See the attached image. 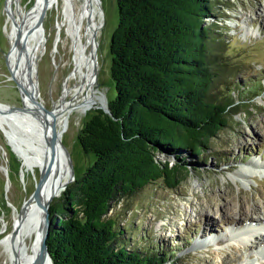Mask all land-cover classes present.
<instances>
[{
  "label": "rangeland",
  "instance_id": "obj_1",
  "mask_svg": "<svg viewBox=\"0 0 264 264\" xmlns=\"http://www.w3.org/2000/svg\"><path fill=\"white\" fill-rule=\"evenodd\" d=\"M35 1L20 0V4L29 10ZM5 2L0 0V104L10 113L23 116L22 99L10 79L6 60L10 44ZM100 5L104 25L97 53L101 70L95 81L108 102L115 97L109 44L117 26V7L115 0H100ZM215 5V12L205 19V24L213 25L212 35L220 39L219 61L227 65L226 73L217 80L211 93L218 98L230 97L238 105L239 113L233 115L229 109L228 125L210 141L208 151L197 156L188 150L156 155L162 163L180 167L182 181L176 189H168L164 182L158 181L129 198L112 201L107 213L118 226L115 245L151 254L166 252V264H264V258L256 257L260 252L251 249L249 240L229 239L232 220L225 215L235 218L239 213V222L244 224L246 216H256L247 213L256 204L261 205L257 209L264 214V201L260 199L264 196V173H251L244 180L236 175L240 170L246 175L249 172L244 170L245 166L264 159V0H216ZM60 18L53 8L41 21L46 43L41 46L44 53L37 54L36 74L39 96L48 109L60 99L68 74L61 64V57L67 59L64 42L58 44L57 53L53 54ZM97 110L70 116L61 134L60 142L68 153L75 179L94 161L92 154L82 151L77 136ZM39 171L38 167H23L0 129V239L12 230L15 213L21 212L26 199L40 185ZM73 184L74 181L69 182L50 201L53 213L49 218L54 225L68 214L66 208L70 205L65 194L71 192ZM240 197L247 198L242 208L238 205ZM213 199L216 204L206 208ZM6 258L0 247V264H5Z\"/></svg>",
  "mask_w": 264,
  "mask_h": 264
},
{
  "label": "trees",
  "instance_id": "obj_2",
  "mask_svg": "<svg viewBox=\"0 0 264 264\" xmlns=\"http://www.w3.org/2000/svg\"><path fill=\"white\" fill-rule=\"evenodd\" d=\"M115 1L109 45L115 97L108 113L98 109L78 133L82 151L94 161L65 194L66 218L50 225L53 264H166V252L114 244L119 234L116 220L107 217L110 203L158 181L176 189L180 167L156 155L208 151L228 125L229 109L239 113L230 97L211 93L227 65L219 61L213 25L205 24L216 0Z\"/></svg>",
  "mask_w": 264,
  "mask_h": 264
},
{
  "label": "bare ground",
  "instance_id": "obj_3",
  "mask_svg": "<svg viewBox=\"0 0 264 264\" xmlns=\"http://www.w3.org/2000/svg\"><path fill=\"white\" fill-rule=\"evenodd\" d=\"M20 3V0L5 2L6 35L10 44L6 60L10 79L15 78L24 91V115H14L9 109L0 106V129L14 153L21 159L23 167H38L42 170L47 166V179L43 194L38 186L33 195L26 199L21 212L15 213L13 228L0 239V247L7 257L5 264H50L47 259L37 261L40 240L44 234L41 203L49 205L51 199L59 196L69 183L71 167L68 153L61 147V134L70 116L106 107L105 99L95 81L101 70L97 53L102 12L98 0H36L29 10H24ZM53 8L57 9L61 16L56 24L53 54L57 53L58 44L64 42L67 59L61 57V64L68 69V74L60 99L53 102L52 108L48 109L39 96L36 63L37 54L44 53L41 46L46 43L41 21L47 11ZM20 46L25 50L22 57L17 55ZM34 96L38 103L33 102ZM51 143L54 150L49 161ZM244 168L249 173L245 175V172L240 170L236 174L243 180L251 173H262L254 170L259 167L253 161ZM260 199L264 201V196L261 195ZM208 204L210 206L205 207L211 208L216 201L210 200ZM246 204V197L238 199L241 208ZM260 206L256 204L254 210L248 211V214L253 213L256 216H246L245 221L264 223V214L257 209ZM228 211L226 209V212ZM225 215L226 219L232 220L235 225L240 224L239 213L235 214V218L227 216L228 213ZM256 240L257 247L264 244V234H258Z\"/></svg>",
  "mask_w": 264,
  "mask_h": 264
},
{
  "label": "water",
  "instance_id": "obj_4",
  "mask_svg": "<svg viewBox=\"0 0 264 264\" xmlns=\"http://www.w3.org/2000/svg\"><path fill=\"white\" fill-rule=\"evenodd\" d=\"M98 2H99V5H100V0H98ZM100 10L102 12L101 5H100ZM102 16H103V12H102ZM103 25H104V17L102 18V23L100 25L101 28L103 27ZM20 43H22V41ZM23 54L25 55V50H24V48L22 46H20L18 48V50H17V55H18V57H22ZM7 66H8V64H7ZM12 80L15 82L17 90H18V93H19V96L22 99L23 95H24V91H23L22 87L19 85V83L16 81L15 78L12 77ZM33 87L35 88V85H33ZM33 102L38 103L36 98H35V96H34ZM105 102H106V107L105 108H101V109L99 108V109L102 110L105 113H108L109 109H108V105H107V100L106 99H105ZM0 106H4V105L0 104ZM49 146H50L49 161H50L52 159V157H53V150L54 149H53V144L52 143ZM61 147L63 148L62 145H61ZM63 150H65V149L63 148ZM65 152L67 153L66 150H65ZM68 159H69V157H68ZM69 165L71 167L70 161H69ZM46 174H47V166H45L42 170H40L41 181H40V185H39L38 189L40 190L41 194H43L44 187H45V184H46V179H47ZM74 179H75L74 178V173H73V170H72V167H71V172H70V177L68 179V182L74 181ZM41 210H42V217H43L42 220H43V225H44V234H43V237L40 240V244H39V248H38L37 261H40L41 259H47L50 262V264H53L52 259H51L50 254H49V251H48V246H47V238L49 236V228H50V225L52 223V220L49 218V211H48L49 210V205L47 203L45 204L44 202H42L41 203Z\"/></svg>",
  "mask_w": 264,
  "mask_h": 264
},
{
  "label": "flooded vegetation",
  "instance_id": "obj_5",
  "mask_svg": "<svg viewBox=\"0 0 264 264\" xmlns=\"http://www.w3.org/2000/svg\"><path fill=\"white\" fill-rule=\"evenodd\" d=\"M55 47V46H54Z\"/></svg>",
  "mask_w": 264,
  "mask_h": 264
}]
</instances>
